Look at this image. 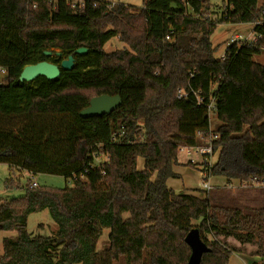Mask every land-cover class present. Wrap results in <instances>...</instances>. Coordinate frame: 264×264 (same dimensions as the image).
<instances>
[{
    "label": "trees",
    "instance_id": "obj_1",
    "mask_svg": "<svg viewBox=\"0 0 264 264\" xmlns=\"http://www.w3.org/2000/svg\"><path fill=\"white\" fill-rule=\"evenodd\" d=\"M263 5L226 0L218 13L207 0L109 9L0 0V163L72 181L27 184L23 197L0 201V230L16 231L3 238L0 264H186L192 229L208 247L200 264H229L233 252L264 264V206L215 204L167 184L180 177V147L202 144L198 131L207 137L212 100L218 159L186 165L206 171L203 180L219 175L253 186L252 179H264V64L254 60L264 53ZM219 23H252L256 38L230 43L218 58L211 36ZM115 37L126 46L107 51ZM69 56L74 67L56 79H19L27 65ZM179 89L187 96L179 98ZM102 94L120 95L122 104L82 117ZM42 210L57 224L53 235L27 230L29 215ZM104 229L107 243L98 248Z\"/></svg>",
    "mask_w": 264,
    "mask_h": 264
},
{
    "label": "rangeland",
    "instance_id": "obj_2",
    "mask_svg": "<svg viewBox=\"0 0 264 264\" xmlns=\"http://www.w3.org/2000/svg\"><path fill=\"white\" fill-rule=\"evenodd\" d=\"M120 1L127 5H131L137 8L141 7L143 4V0ZM207 1L211 4V11L219 13L222 9V4L226 0ZM262 3L263 2L261 1V4ZM236 34H239L243 38L250 37L251 39L254 35L253 25L251 23H219L216 26L211 36V41L213 45L217 47L215 53L216 57L219 58L222 53L224 54L227 47L231 43V38L234 37ZM125 46L126 45L118 37H115L112 38L109 42H107V44L105 45V49L107 51H112L115 49L123 48ZM254 60L264 64V53L261 55L254 56ZM5 79L6 72L4 69L0 68V83L4 84ZM210 123L212 129L217 128L220 121L216 117V114L210 113ZM217 155H219L218 152ZM187 158L188 156L186 155V153H179L178 160L180 159V161H185V163H187L189 161ZM104 159V156H100L98 158L99 161H102ZM180 167L183 168L184 166ZM187 167L190 169V171L186 170L185 173L181 171L182 174L180 175V177L170 179L177 181L179 185H186L188 187L203 189L204 180L203 176L200 174V171L188 165ZM214 179V177L210 179L212 183L215 182ZM30 180H35L39 185H49L60 188L70 186L72 184V181L70 179L65 178L64 176L52 174H36L34 176H30L29 173L25 170L16 169L12 171L9 169L7 164L0 163V201H11L13 199L23 197L26 192V186ZM225 185V187H222V185L213 187V189L208 194L211 202L228 206H240L242 208L244 204L240 203L241 199L233 196L234 194L232 193V187L230 188L227 183ZM254 191L258 193L259 197L261 196V192H259L258 190H255L254 188L249 189V192ZM203 192H205V196L208 193L206 191H202L200 193ZM216 194H219L220 197H217ZM256 205L259 207L264 205V203H256ZM56 229L57 224L51 218L48 210H42L31 213L28 217L27 230L33 235L50 236L55 233ZM15 235L16 231L0 230V253H2L3 249V238ZM108 235L109 229H104L103 235L98 244V248H102L107 243ZM250 260H258V255L246 256L243 252H233L231 254V264H246V262Z\"/></svg>",
    "mask_w": 264,
    "mask_h": 264
},
{
    "label": "water",
    "instance_id": "obj_3",
    "mask_svg": "<svg viewBox=\"0 0 264 264\" xmlns=\"http://www.w3.org/2000/svg\"><path fill=\"white\" fill-rule=\"evenodd\" d=\"M172 10L177 8L172 5ZM86 52L85 48H79L77 53L83 54ZM51 55L50 51L45 52ZM60 55V53H57ZM74 67V58L69 56L63 59L60 64L49 61H41L36 64L27 65L21 71L19 79L21 81H32L38 76H45L48 79H56L60 76L61 68L70 70ZM122 98L120 95L102 94L90 99L89 105L85 107L80 115L82 117L100 116L110 114L112 111L120 107ZM186 242L190 245L192 252L186 264H200L204 252L208 250L207 245L201 240L197 229H192L185 237Z\"/></svg>",
    "mask_w": 264,
    "mask_h": 264
},
{
    "label": "built area",
    "instance_id": "obj_4",
    "mask_svg": "<svg viewBox=\"0 0 264 264\" xmlns=\"http://www.w3.org/2000/svg\"><path fill=\"white\" fill-rule=\"evenodd\" d=\"M120 2H121L120 0H69V4L74 9L85 8L86 3H91L93 7H98L100 4L103 3L107 7V9H109L113 5L120 3ZM263 15H264V12H263ZM263 21H264V17H263ZM255 38H256L255 33L251 39H250V37L243 38L240 35L236 34L234 37L231 38V43L239 42V41H246V40L252 41V40H255ZM222 57H224V55H222ZM177 96L179 98H184L187 96V92L184 89H179ZM197 102L200 105V104L204 103V99L202 97H198ZM207 108L209 110V114L213 113V108H214V101L213 100L207 104ZM121 129L122 128H120L119 131H122ZM197 135L202 139V141H203L202 144L193 145V146H181L179 149L180 153H186V155L188 156V160L194 164H199V165H202V164L212 165V164H214L218 159L217 152L219 153V149H216V150L214 149L213 141L215 139L219 138L220 134L218 132L214 131L212 128H210V131H209L206 138L202 137L200 131L197 132ZM200 172H201L203 178L207 177L206 171L201 170ZM208 178L206 180H204L203 189H209L210 188ZM251 182H252L253 186L260 187V186L264 185V179H258V180L252 179ZM37 186H39V184L35 180H30L28 183L29 188H34ZM252 264H260V263H252Z\"/></svg>",
    "mask_w": 264,
    "mask_h": 264
},
{
    "label": "crops",
    "instance_id": "obj_5",
    "mask_svg": "<svg viewBox=\"0 0 264 264\" xmlns=\"http://www.w3.org/2000/svg\"><path fill=\"white\" fill-rule=\"evenodd\" d=\"M222 55H223V53L221 54V56ZM210 128H211V125H210ZM139 159H138V167L142 168L143 164H144V160H143V158H139ZM180 166H184V167L181 168ZM186 170L190 171V169L187 167L185 161H180V159H179L178 163L176 165H174V171L176 173H178L179 175H181L182 174L181 171L183 173H185ZM200 174H201V172H200ZM29 175L31 176L32 174H29ZM212 177L215 178L214 179L215 182H213V183L210 180ZM208 181H209V185H210L209 189L193 188V187H188L186 185H179L177 183V181L171 180L170 178L167 180V184L169 187L173 188L175 191H177L179 193H188V194L196 195L198 197H205V195H204L205 192H203V193H200V192L206 191V192H208L206 195H208L214 186L222 185V187H225L226 186L225 184L227 183L230 188L232 187V193L234 194L233 196L240 198L241 199L240 203H243L245 207L246 206L258 207L256 205V203H264V188L262 186H260V187H258V186H246V185L242 184L238 179H228L225 176H219V175L210 176L208 178ZM250 188H254L255 190H258L259 192H261V196L259 197L258 193L256 191L249 192ZM199 190H200V192H199ZM216 196L220 197L219 194H216ZM215 204H219V203H215ZM225 206H228V205H225ZM262 206H264V205H262ZM262 206H259V207H262ZM237 207H240V206H237ZM240 253H242V252H240ZM245 255L247 256L249 254L245 253ZM249 256H251V255H249ZM261 260H262L261 256H258V260H250V261H247L246 264L261 263ZM229 264H231V256L229 258ZM232 264H234V263H232Z\"/></svg>",
    "mask_w": 264,
    "mask_h": 264
}]
</instances>
